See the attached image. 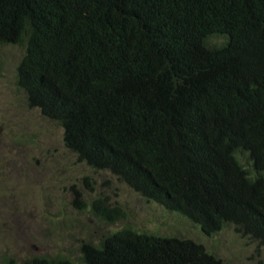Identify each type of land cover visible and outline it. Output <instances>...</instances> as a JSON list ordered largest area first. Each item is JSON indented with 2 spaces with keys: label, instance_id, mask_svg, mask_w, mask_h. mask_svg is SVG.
<instances>
[{
  "label": "trees",
  "instance_id": "trees-1",
  "mask_svg": "<svg viewBox=\"0 0 264 264\" xmlns=\"http://www.w3.org/2000/svg\"><path fill=\"white\" fill-rule=\"evenodd\" d=\"M6 43L25 45L17 84L80 161L206 235L233 223L264 244V0H0ZM81 253L85 264H224L192 238L131 226Z\"/></svg>",
  "mask_w": 264,
  "mask_h": 264
},
{
  "label": "rangeland",
  "instance_id": "rangeland-1",
  "mask_svg": "<svg viewBox=\"0 0 264 264\" xmlns=\"http://www.w3.org/2000/svg\"><path fill=\"white\" fill-rule=\"evenodd\" d=\"M225 36H213L219 44ZM24 44H0V264H22L36 255L82 260L83 242L99 243L125 226L192 238L224 264H260L264 244L227 223L213 235L179 212L147 200L107 169L80 161L63 140V126L30 107L17 84ZM103 199L125 215L106 221L93 211ZM79 200L85 203L80 206Z\"/></svg>",
  "mask_w": 264,
  "mask_h": 264
}]
</instances>
